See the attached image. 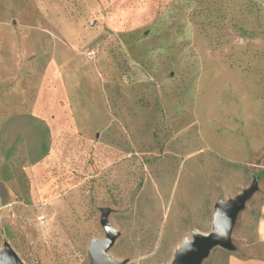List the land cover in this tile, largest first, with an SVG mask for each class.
Instances as JSON below:
<instances>
[{
	"label": "rangeland",
	"instance_id": "rangeland-1",
	"mask_svg": "<svg viewBox=\"0 0 264 264\" xmlns=\"http://www.w3.org/2000/svg\"><path fill=\"white\" fill-rule=\"evenodd\" d=\"M37 101L53 107L48 132ZM12 114L18 128L0 127V249L23 263L91 264L105 215L110 260L171 264L210 232L215 206L247 193L230 248L201 264L254 248L264 0H0V118Z\"/></svg>",
	"mask_w": 264,
	"mask_h": 264
},
{
	"label": "water",
	"instance_id": "water-1",
	"mask_svg": "<svg viewBox=\"0 0 264 264\" xmlns=\"http://www.w3.org/2000/svg\"><path fill=\"white\" fill-rule=\"evenodd\" d=\"M249 193L239 195L228 202L215 206L211 220V229L207 235L194 233L192 241L184 240L182 245L175 251L171 264H201L215 246L225 249L230 248L228 232L232 219L236 212L242 208ZM105 237L102 240L91 241L88 249V257L91 264H121L110 260L106 251L112 246L117 233L111 228L105 215L101 219ZM0 264H25L23 263L8 244L0 249Z\"/></svg>",
	"mask_w": 264,
	"mask_h": 264
},
{
	"label": "crops",
	"instance_id": "crops-1",
	"mask_svg": "<svg viewBox=\"0 0 264 264\" xmlns=\"http://www.w3.org/2000/svg\"><path fill=\"white\" fill-rule=\"evenodd\" d=\"M35 111H33L32 114L34 116H39L37 119L40 120V125L42 127L46 128L48 132V127H50L51 124V116L49 115L52 110V108H43L39 106L38 101L35 104ZM52 109V110H51ZM54 111V110H53ZM31 114V113H30ZM16 119V115H6V116H1L0 120L2 121L0 123L1 129L5 127V125L8 123L10 125V128L17 129V123L12 120ZM5 120V122H3ZM9 121V122H6ZM12 121V122H10ZM13 123V124H12ZM7 127V126H6ZM48 144V143H47ZM47 144L45 146V149L47 148ZM42 151L43 153L45 152ZM9 204V203H8ZM8 204H3L0 206V210L8 207ZM251 248V252L249 253L248 256H240V255H230L227 260V264H264V204L260 207V217L257 220L256 223V229H255V242H254V248Z\"/></svg>",
	"mask_w": 264,
	"mask_h": 264
},
{
	"label": "built area",
	"instance_id": "built-area-1",
	"mask_svg": "<svg viewBox=\"0 0 264 264\" xmlns=\"http://www.w3.org/2000/svg\"><path fill=\"white\" fill-rule=\"evenodd\" d=\"M8 207L10 206V204L7 205Z\"/></svg>",
	"mask_w": 264,
	"mask_h": 264
}]
</instances>
